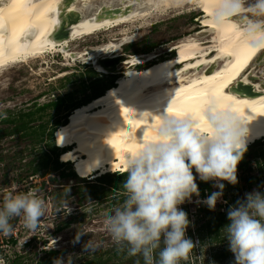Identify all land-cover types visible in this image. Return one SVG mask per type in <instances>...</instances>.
<instances>
[{
	"label": "rangeland",
	"instance_id": "obj_1",
	"mask_svg": "<svg viewBox=\"0 0 264 264\" xmlns=\"http://www.w3.org/2000/svg\"><path fill=\"white\" fill-rule=\"evenodd\" d=\"M194 1L182 7L177 5L174 7L168 6V8L160 5L159 8L156 7V11L140 16L135 20L106 26L93 31L91 34L82 35L70 42V50L71 52H82L87 48L94 49L104 45L111 38H117L118 41L120 39L126 40L125 43L119 45L121 53L144 54V49L148 45L156 43L155 46L146 52L153 56L150 59L151 61L168 57L167 55L174 49L176 50H174L175 55H179L182 52L178 42L186 38L207 40L217 36V32L212 25L204 26L201 20H197L198 14L202 10L201 8H199L200 10L192 9L193 6L197 5ZM100 2H103V0H93L90 4L95 6L99 5ZM116 3L118 2L115 1L114 4ZM241 4L250 8L247 12L240 14V17L245 18L246 23L250 22L248 19L264 22V15L257 14L253 9L254 0H241ZM77 5L81 6L85 13L88 12L87 8H89V5L85 8L81 1ZM175 42L177 43L174 44ZM60 51L58 47L46 50L40 55L17 62L0 73V163L3 165L0 168V204H2L4 197L9 193L13 185L17 187L18 191L34 192L44 204V214L35 230H30L25 226L22 216L10 219V224L12 225L10 235L16 234L18 241L7 245L4 251L9 262L16 255L20 264H35L37 258L44 253L41 249L42 246L39 247L43 241L46 243L43 250L53 248L61 250L52 264L83 262L92 252L113 246H120L121 249L127 248L124 244L115 243L106 227L107 218L114 214V210L123 203L115 200L118 198L117 194L119 193L108 192L107 197L100 201L93 195L86 196L87 186L98 184L96 175L101 169L94 171L92 175L89 174L85 178L81 177L82 174L79 171H76L75 176H63V170L69 171V167L66 165L54 170H42V173H34L30 167L40 160L39 156L41 154L40 152L37 153V145L34 150L30 149L34 133H32L33 137L31 138V136H25L15 131V126L19 120H14L15 122L2 120L5 117L18 118L20 113L28 112L42 104L55 101L58 97L64 96L69 92H73L72 97L67 99L63 103L64 105H70L71 102L81 98L82 93L76 90L80 88L81 77L85 80L88 79L86 69L88 66L92 67L91 59L88 53H84L85 55L81 58L73 60V58H69V54L65 55ZM221 58L223 57H216L204 66H195L191 73L207 71ZM258 62L254 61V65L256 64L257 66L255 65L254 72L247 75L255 81L257 79L253 74L264 77V55L259 58ZM146 63L147 61L135 64V67L141 69L146 66ZM207 67L209 68L207 69ZM244 76L240 74L237 79L241 78L244 81ZM245 83L250 85L249 82L245 81ZM252 84L254 83L252 82ZM66 112L67 110L63 107H47L40 111L38 118L35 117L29 122V129L40 132L41 128H39V125H45L43 138L45 143L48 131L58 120L64 119ZM72 115L73 110L70 116ZM256 142L253 144L256 143L257 151H262V153L258 151V156L251 159L249 168L247 166L236 171L238 188L241 189V197L244 199L246 198V193L253 191L264 193V139H258ZM76 144L77 142H73L71 146ZM58 159L62 161L60 156ZM74 164L75 162H72L73 169L75 168ZM76 164L78 165V162ZM116 171L119 173L125 172V170L121 171L118 169ZM250 174L258 176L259 182L257 184L247 185L243 182V178ZM219 183L227 184V181H219ZM53 194H56L55 197ZM225 195L230 198L231 190L223 189V194L217 200L212 211L217 209L225 210ZM198 200L199 198L197 200L192 198L191 202L185 201L188 206L183 210L186 211L191 221L186 229V236L192 240L194 245L187 257L180 261V264H211V249L219 250L222 247L229 249L227 239L219 242L215 241L213 244L210 242V236L205 237L206 231H203L204 239H200L195 233H193V237H189V228L195 227L196 221L199 224L205 219L199 212L197 203H194ZM230 205L234 206L232 202H230ZM65 223L68 224L62 227L61 230L56 231L58 225ZM15 228H17V232L14 230ZM223 228L221 232H223L222 237L224 236L225 238L226 232ZM34 236L37 240L36 244L33 242L27 245ZM0 237L2 236L0 235ZM24 240L29 241L24 242ZM34 254L37 255L34 256ZM3 261H0V264H7L6 261L5 263ZM139 261L140 258L136 257L132 263H140ZM229 261V263L235 264L232 252ZM125 262L127 263V261Z\"/></svg>",
	"mask_w": 264,
	"mask_h": 264
},
{
	"label": "bare ground",
	"instance_id": "obj_2",
	"mask_svg": "<svg viewBox=\"0 0 264 264\" xmlns=\"http://www.w3.org/2000/svg\"><path fill=\"white\" fill-rule=\"evenodd\" d=\"M60 1L0 0V73L17 62L55 47L62 54H69L71 57L70 48L64 49L63 46L68 47L72 40L82 35L135 20L156 11V7L159 8L160 5L182 7L193 0H126L122 6L135 4L133 10L114 21L98 22L89 18L84 9L77 5L81 1V4L87 3L92 7L90 2L93 0H77L71 4V8L79 10L82 18L73 25L74 32L69 40L55 43L48 40V36L57 22V6ZM106 1L115 2L103 0ZM232 2L233 0L194 1L197 5L192 9L202 10L197 20H201L204 26L212 25L217 32L215 38H186L178 42L182 53L159 59L141 69L129 67L137 59H142L140 57L126 58L125 62H119V65L126 64L128 67L119 75L116 85L99 98L74 108L72 118L59 127L57 132L66 143L70 145L77 142L62 156L68 161L78 162L84 177L97 169L124 171L125 154L135 152L140 146L138 139H147L154 134L153 129L159 122L157 115L164 113L167 105V111L172 109L169 112H193L199 109L208 93L231 101L241 116L249 120L247 144L264 137V77L253 74L257 79L255 81L247 76L257 66L254 61L259 63V58L264 55V22L248 19L250 22L246 23L240 14L250 8L243 6L241 2L239 8L229 7ZM114 40L118 39L111 38L91 52L86 49L77 54L82 56L88 53L92 60L97 56L114 58L117 54L113 49L119 45ZM125 42V39H120V45ZM220 56L223 58L211 70L191 73L195 66H204ZM152 57L150 54V59ZM240 74L245 75L244 81L237 79ZM245 81L251 85L247 84L250 92L233 89L235 83L246 85Z\"/></svg>",
	"mask_w": 264,
	"mask_h": 264
},
{
	"label": "clouds",
	"instance_id": "obj_3",
	"mask_svg": "<svg viewBox=\"0 0 264 264\" xmlns=\"http://www.w3.org/2000/svg\"><path fill=\"white\" fill-rule=\"evenodd\" d=\"M240 2L233 0L229 7ZM253 9L264 15V0H254ZM166 109L157 115L154 134L138 139L135 152L125 154L126 199L106 220L113 241L126 245L130 256H142L144 264H180L187 257L194 245L186 236L191 221L178 206L191 202L193 195L199 197L197 176L204 182L216 181L220 191L199 201L214 210L223 194L219 181L236 184V166L247 146L264 139L247 144L249 120L223 96L206 94L195 112ZM101 170L96 176L119 173ZM245 197L227 212L225 239L235 264H264V193L253 191ZM43 214V201L34 192L18 191L13 185L0 204V233L9 235L10 219L21 216L25 226L35 230Z\"/></svg>",
	"mask_w": 264,
	"mask_h": 264
},
{
	"label": "trees",
	"instance_id": "obj_4",
	"mask_svg": "<svg viewBox=\"0 0 264 264\" xmlns=\"http://www.w3.org/2000/svg\"><path fill=\"white\" fill-rule=\"evenodd\" d=\"M155 45L156 43H152L148 45L144 49V52L145 53L148 52ZM133 53H137V52H133ZM167 56L168 57L175 56V51L171 50ZM161 59H164V58H161ZM153 62L155 61L149 60L145 65L148 66ZM86 73H87L88 79L85 80L84 78L81 77L80 88L76 90V91H80L82 93V96L80 99H77L71 102L70 105L66 106L63 103L67 101V99H71L73 92H69L65 94L64 96L58 97L55 101L42 104L33 110H29L28 112L20 113V116L18 118L15 117L11 119V118L5 117L2 119L3 121H10V122L12 121L15 122L14 120H19L14 130L17 132H20L22 135H25V136L28 135V136H31L32 138L33 137L32 133H34V138H33V142L31 144L30 149L34 150L37 145V150H38L37 153L40 152L42 154V155L40 154L39 156L40 160L35 165L30 167L34 173H42V170L43 171L54 170V169L61 167L62 165H66L69 167V171L66 172V170H63L62 175L63 176H72V175L75 176L76 175V171L73 169L72 162H67V163L62 162V161H68V160L62 159L63 153L67 151L68 148L64 150V148L56 144V137L54 135V132L58 126L60 127L61 125L66 124L72 118V116H70V119L67 117L68 114L71 112V110H73L74 108L82 104H86L92 101L93 99H97L100 96H102L108 89L116 85L115 80L120 75V74H105L102 72H98L94 70L91 66H88V68L86 69ZM47 107H63L65 108V110H67V112L64 114V119L58 120L56 124L48 131L47 139L45 140V143H44L43 138H44V133H45V129H44L45 125L43 124L39 125V128H41L40 132H38L37 130L31 131L29 129L30 127L29 122H31L35 117L38 118L40 111H42L43 109ZM59 127L57 131L59 130ZM57 131H56V134L59 137L58 140L63 145H69V143H66L62 139V136ZM256 143L253 145L251 144L247 146V151L244 153L243 158L238 162L236 166V171H239L242 168L247 167V166L249 168V163L251 159H253L254 157L256 158V156H258L259 150L257 151L258 148H257ZM259 152L262 153V151H259ZM60 154H61L62 161H59L58 159ZM75 166H76L77 171L80 172V174L85 175L79 170L78 165L76 163H75ZM193 173L194 175H196L194 169H193ZM126 175H127L126 172H122V173H109L108 172L100 176H97L96 179L98 181V184H92L90 186H87L86 196L93 195L98 201H100L107 197L108 192L114 191L115 193H119L117 194L118 198L115 199L116 202H123L126 199V194H125L126 192L123 188V181L126 179ZM243 182L247 185L257 184L259 182V178L258 176H254L250 174L243 178ZM196 183L198 185L200 195L199 197L193 195L192 198L195 200L199 198V200L194 203H197L199 212H201L202 217H205V219L203 222L199 224H197V221H196L195 227L189 228L188 230L189 237H193V233H195L196 235H198L200 239H204L205 237L210 236L211 237L210 242L213 244L215 243V241L217 242L223 241L225 238L224 236L222 237L223 232H221V229L227 223H229L227 219V212L229 208L232 207L230 205V202H232V205H236V202L238 200L240 201L244 200V198L241 197L242 196L241 189L238 188L239 187L238 180L236 184H230L228 181H227V184H224L223 189L231 190V197L227 198V195L224 196L226 197V200L224 203L225 210L217 209L215 211L210 210L205 204L200 203L199 201H202L212 192L220 191V189L214 186L216 182L211 181V180L208 182H204V181L199 180L197 176ZM55 195L56 194H53L54 197ZM187 206H188V203L185 202L179 208L185 209ZM67 224L68 223L58 225L56 228V231L61 230L62 227H64ZM203 231H206L205 237H204ZM33 242L35 244L37 242L35 236L32 237V240L27 245H30ZM44 242L45 241H43L42 243ZM12 243L14 244L16 242L12 240ZM158 251L159 250H157V252ZM211 251H212L210 252L211 264H231L229 263L231 251L227 247H224V248L222 247L219 250L211 249ZM42 252H44L43 255L37 258L35 264H52L56 259V255L60 253L61 250H56L54 248L49 249V250L42 249ZM36 255L37 254H34V256ZM136 257L140 258V261H139L140 263H137V262L132 263L133 259ZM125 261H127V263ZM17 263L20 264V261H18V258L16 255L11 259V262H9V259H8V264H17ZM130 263L144 264V260H143V257L140 255L130 256L128 254L127 248L121 249L120 246H113L111 248L100 249L98 251L92 252L91 254H89V256H87L85 261L74 263V264H130Z\"/></svg>",
	"mask_w": 264,
	"mask_h": 264
},
{
	"label": "water",
	"instance_id": "obj_5",
	"mask_svg": "<svg viewBox=\"0 0 264 264\" xmlns=\"http://www.w3.org/2000/svg\"><path fill=\"white\" fill-rule=\"evenodd\" d=\"M77 0H61L57 6V22L53 27V30L51 34L48 36V40L53 41L55 43H63L71 38V34L74 32L72 30L73 25L76 24L81 18L82 13L74 8H71V4ZM118 3L114 4V2H101L100 5H95L89 8L87 3H83V6L87 8V13H85L89 18L98 21H114L118 17L125 16L129 11L133 10L135 8V4H128L125 6H122L126 0H115ZM132 1V0H131ZM133 1H140V0H133ZM31 37V35H29ZM115 43L120 45V41L114 40ZM118 45V48L113 49L115 54L114 58H111L109 56H97L95 60L91 59V64L94 70L98 72H102L105 74H121L124 72V70L128 67L126 64H120L119 62H125L126 58H142L137 59V62H133L134 67L137 64L148 62L150 60V54L144 53V54H125L121 53L120 47ZM64 49L70 48V45L63 46ZM112 50V51H113ZM88 52L93 51V49H88ZM72 57L75 58L76 54L75 52H71ZM107 54H110L107 53ZM89 55V54H88ZM90 58V55H89ZM75 59H79L78 57ZM74 59V60H75ZM142 60L141 62H139ZM128 62V61H127ZM136 64V65H135ZM131 65V64H129ZM213 67L211 66L209 70H211ZM234 90L241 92L246 91L250 92V86L244 85L241 82H237L235 86L233 87Z\"/></svg>",
	"mask_w": 264,
	"mask_h": 264
},
{
	"label": "built area",
	"instance_id": "obj_6",
	"mask_svg": "<svg viewBox=\"0 0 264 264\" xmlns=\"http://www.w3.org/2000/svg\"><path fill=\"white\" fill-rule=\"evenodd\" d=\"M21 228H23V226H21ZM14 230H16V232H17V228H15ZM0 235L2 236V237H0V250H1V252H0V257H1L0 261L4 260L3 262L5 263V261H6V263L8 264V259L6 257V254L4 253V251L6 250L7 245L12 243V240L13 241H18V238L16 237V234H14V233H13V236H11L10 234L9 235H4L2 233H0ZM27 241H29V240H24V242H27ZM40 246H42L41 249L45 248L44 243L43 244L41 243L39 245V247Z\"/></svg>",
	"mask_w": 264,
	"mask_h": 264
},
{
	"label": "flooded vegetation",
	"instance_id": "obj_7",
	"mask_svg": "<svg viewBox=\"0 0 264 264\" xmlns=\"http://www.w3.org/2000/svg\"><path fill=\"white\" fill-rule=\"evenodd\" d=\"M108 42V41H107ZM106 42V43H107ZM81 52V51H80ZM76 54H75V58H81L83 55H85V54H83L82 56H78V52H75ZM176 56V55H175ZM72 57V56H71ZM71 57H69V58H71ZM70 114H71V112L69 113V117H70ZM68 117V116H67ZM59 127V126H58ZM58 127H57V129H58ZM57 129L55 130V137H56V144L57 145H59V146H64L58 139H59V137H58V135L56 134V131H57ZM61 144V145H60ZM60 160H61V155H60ZM3 165H1V163H0V168L2 167ZM74 169H75V171H77V169H76V166H75V164H74ZM78 172V171H77ZM82 176V175H81ZM264 188V187H263Z\"/></svg>",
	"mask_w": 264,
	"mask_h": 264
},
{
	"label": "snow or ice",
	"instance_id": "obj_8",
	"mask_svg": "<svg viewBox=\"0 0 264 264\" xmlns=\"http://www.w3.org/2000/svg\"><path fill=\"white\" fill-rule=\"evenodd\" d=\"M232 8H239V4H234L233 6H232ZM169 111H172V109H169ZM195 111H197V110H195ZM195 111H193V112H195ZM179 112V111H178Z\"/></svg>",
	"mask_w": 264,
	"mask_h": 264
}]
</instances>
